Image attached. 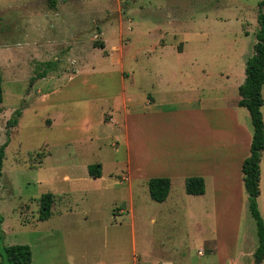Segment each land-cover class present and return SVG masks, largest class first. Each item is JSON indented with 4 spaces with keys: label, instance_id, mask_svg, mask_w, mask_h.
Instances as JSON below:
<instances>
[{
    "label": "rangeland",
    "instance_id": "374dc122",
    "mask_svg": "<svg viewBox=\"0 0 264 264\" xmlns=\"http://www.w3.org/2000/svg\"><path fill=\"white\" fill-rule=\"evenodd\" d=\"M261 1L0 0V250L27 244L30 264H255L235 151L250 150L253 126L235 103ZM43 71L57 77L46 99ZM224 146L218 190L207 177V194L188 193ZM155 176L171 179L165 201L149 194ZM46 192L58 198L39 219Z\"/></svg>",
    "mask_w": 264,
    "mask_h": 264
},
{
    "label": "trees",
    "instance_id": "16d2710c",
    "mask_svg": "<svg viewBox=\"0 0 264 264\" xmlns=\"http://www.w3.org/2000/svg\"><path fill=\"white\" fill-rule=\"evenodd\" d=\"M264 6V0L260 2V7ZM260 29L257 34L255 53L246 60L245 80L238 86L240 99L238 105L247 108L250 114L253 133L250 144V154L242 163L243 183L248 195V206L251 215L256 221L258 247L254 252L255 264H262L264 259V218L258 205V197L261 192V160L264 151V115L262 106L264 104V12L258 15ZM103 47L102 42L98 43ZM46 71L40 73L44 75ZM0 76V112H2L3 87ZM21 110L17 109L14 115L8 120V125L15 126L17 117L21 115ZM7 141L0 144V177L2 176L3 161L6 157ZM88 172L93 177L102 175V164L94 163L88 165ZM149 194L156 201H165L170 193L171 179L167 176H155L149 179ZM185 189L190 194H203L206 190L205 179L202 176H189L185 179ZM57 195L52 192L43 193L39 201V219H47L52 214V207L57 201ZM0 214V223L2 222ZM1 237V235H0ZM2 260L0 264H30L32 261V251L27 244H13L3 246L0 250Z\"/></svg>",
    "mask_w": 264,
    "mask_h": 264
},
{
    "label": "crops",
    "instance_id": "0c3cea01",
    "mask_svg": "<svg viewBox=\"0 0 264 264\" xmlns=\"http://www.w3.org/2000/svg\"><path fill=\"white\" fill-rule=\"evenodd\" d=\"M55 74H50L49 72L46 71V73H44V75L42 74V76H40V78H43L45 80H48V82L50 83L48 87V90L47 92L44 93V99H46V97H50L52 94H54V92L57 90V85L56 83H52V80L56 79L57 77L54 76ZM124 81V79H123ZM241 83H238L237 84V87L236 89H238V86L240 85ZM264 86V85H263ZM262 92H263V89H262ZM237 100H236V103L235 105L237 107H242V106H239L238 105V100L240 99V95L237 96ZM132 100H130L129 98H125L123 97L121 103H122V108L124 110V120H123V124L125 125V127H127V118H128V114L130 113V104H132ZM187 105H191L189 108H196L194 106V104L190 103V101L187 103ZM264 105V104H263ZM264 115V114H263ZM251 139V136L249 135L248 136V140L250 141ZM209 149H211V146L208 147ZM231 150V149H227L225 146L224 147H219L217 148L216 150L213 149L214 153H213V156L214 158H218V166H215V170L214 172H210L209 175H202V177H204L205 179V184H206V190L203 194H198L199 196L200 195H205L207 194V191H208V187H209V184H208V180H207V177H211V185L212 187L216 190H218V185H219V180H221L222 178V173L224 171H226L225 169H223L220 165H219V162L221 163V160L220 157H222L223 155L226 157V153H228L229 155H231L232 153H229L228 151ZM237 150V152L239 153L238 157L236 158V169L240 170L241 166H242V162L244 160L245 157H247V155H249L250 153V150H244V152L241 153V151L238 149V148H235V151ZM236 172L238 173L239 171L236 170ZM103 166H102V175L100 177H103ZM169 177V176H167ZM225 179V178H224ZM264 180V151H263V155H262V160H261V178H260V188H261V181ZM172 185V183H171ZM171 190V189H170ZM261 193H262V190L260 192V195L259 197L261 196ZM193 195H197V194H193ZM169 196V195H168ZM258 197V199H259ZM168 198V197H167ZM217 205V203H215ZM258 205H259V202H258ZM260 209V208H259ZM261 212V211H260ZM228 229V227H226ZM207 241V240H206ZM206 253L207 252V249L203 248V250H200V253ZM227 262H225L224 260H222V262H220V264H237V260L232 259V258H229V260H226Z\"/></svg>",
    "mask_w": 264,
    "mask_h": 264
}]
</instances>
